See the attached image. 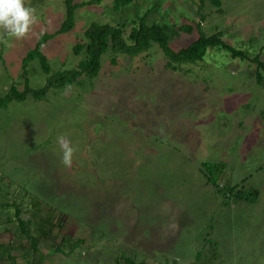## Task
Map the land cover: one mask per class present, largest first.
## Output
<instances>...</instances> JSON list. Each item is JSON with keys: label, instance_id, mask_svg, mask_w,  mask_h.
Masks as SVG:
<instances>
[{"label": "rangeland", "instance_id": "1", "mask_svg": "<svg viewBox=\"0 0 264 264\" xmlns=\"http://www.w3.org/2000/svg\"><path fill=\"white\" fill-rule=\"evenodd\" d=\"M220 1V9L206 3L203 33H222L264 63V0ZM200 3L135 0L116 9L115 0H103L80 8L75 28L41 49L48 75L39 59L27 68L24 62L43 36L62 28L65 0H25L36 16L29 33L16 39L0 30V99L14 88L37 92L76 70L86 52L77 56L75 48L94 24L126 25L128 39L152 11L148 24H160L179 52L200 37L179 29L202 22ZM167 63L158 44L134 58L109 51L98 77L0 107V241L31 245L24 254L56 264H264V79L257 64L217 48L177 70ZM60 137L75 149L70 167ZM206 164L225 165L217 186L208 184ZM254 191L255 202L239 198ZM38 211L53 236H42L37 250L27 235L40 236L31 219ZM141 240L149 255L137 251Z\"/></svg>", "mask_w": 264, "mask_h": 264}, {"label": "trees", "instance_id": "2", "mask_svg": "<svg viewBox=\"0 0 264 264\" xmlns=\"http://www.w3.org/2000/svg\"><path fill=\"white\" fill-rule=\"evenodd\" d=\"M103 0H97L95 2L75 4L74 0H65L67 9V19L64 22L62 28L54 35H45L39 41L36 49L32 51L26 58L24 66L36 59L41 61L43 69L48 75H50V68L46 57L42 54V47L49 41L53 40L60 34H68L75 28V13L78 9L86 6H92L101 4ZM135 0H115L116 9L120 7H127L134 3ZM200 6L198 14L200 15L202 22L197 24L195 28L192 25H182L179 29L182 33H193L195 29L198 30L200 37L192 45L187 48L175 52L170 46V36L166 33L164 28L160 24L149 25L147 20L152 13L149 11L145 16L140 17L135 27L132 29L128 39L126 35V25H92L86 32V41L79 44L75 48V54L80 56L82 52H86L85 61H83L76 70L70 72H60L56 76L48 80V84L45 88L39 91H33L28 86L25 91L19 92L15 88L10 91L8 96L0 99V107H7L12 101H24L29 93H33L36 99L42 100L46 97L48 91L51 88H62L65 86H71L80 80L82 77L87 76L90 78L98 77L102 71V58L109 51H112L114 55H127L131 57H137L141 54L148 53L154 44H158L162 49L166 59L167 68L177 70V65H193L200 61H203L209 49H220L229 53L233 59H241L243 61L252 60V63L257 64L258 67V81H262V72H264V63L261 60V53L255 58L251 59L248 55L240 50L234 49L232 46L223 41V34L216 33L213 36H206L203 33L202 24L205 20L203 10L206 3H211L217 8H221L222 3L220 0H200ZM115 63V62H113ZM26 76V72L24 74ZM226 167L224 164L219 165H205V173L208 177V184L217 186L219 179L222 177ZM260 193L254 191L248 195H242L239 198L247 201L255 202L258 200ZM23 212L19 209L16 213L18 223L22 230L25 229L27 221L23 220L21 215ZM30 240L34 241V246L37 247V242L30 234L27 235ZM15 261V259H10Z\"/></svg>", "mask_w": 264, "mask_h": 264}, {"label": "clouds", "instance_id": "3", "mask_svg": "<svg viewBox=\"0 0 264 264\" xmlns=\"http://www.w3.org/2000/svg\"><path fill=\"white\" fill-rule=\"evenodd\" d=\"M35 10L25 6V0H0V30L8 37L24 38L36 21ZM63 150L62 162L70 167L75 149L64 137L58 140Z\"/></svg>", "mask_w": 264, "mask_h": 264}, {"label": "crops", "instance_id": "4", "mask_svg": "<svg viewBox=\"0 0 264 264\" xmlns=\"http://www.w3.org/2000/svg\"><path fill=\"white\" fill-rule=\"evenodd\" d=\"M39 212V215H37V214H34V216L32 215V217H31V219L33 218L37 223H35L39 228H40V232L41 233H39V235L40 236H37V237H35V236H32V237H34L35 239H36V242H37V247H36V249L38 250L39 249V246H41V242H40V240H41V238H42V236L44 237V238H46L47 239V237L48 236H53V233L50 231V230H48L47 228H44V229H42L43 227L42 226H40L41 224H43V221L42 220H44V217H43V219L42 220H40L39 218L41 217V215H42V213L40 212V211H38ZM24 220V219H23ZM40 220V221H39ZM38 222H40L41 224H39ZM45 222H48L50 225H55V223H52L51 221H47L46 219H45ZM52 226V227H53ZM61 227H63V223H62V225L59 227V229L61 228ZM62 233V235L64 236V234H63V231L61 232ZM25 235V234H24ZM57 235H60V233H59V231H58V234ZM67 236V235H66ZM65 237V236H64ZM60 238V237H59ZM30 240V239H29ZM23 241V240H22ZM25 241V240H24ZM28 241V240H27ZM30 241H28V243H29ZM142 242V240L140 241V245L142 246L141 247V250H137L138 252H141V253H144L145 255H149V253L151 252L149 249H146L145 250V245L146 244H143V243H141ZM33 243H35L34 241H33ZM10 245L12 248H9V249H7V247H6V245ZM7 244H5V243H3L2 241H0V263L1 262H5V261H8V262H10L11 260L10 259H15V261H12V263H20L19 261H21V262H23V263H25V264H56V261L55 260H50L49 262H45V261H40V259H35V258H32V256L31 255H26V254H24L23 252H24V249L27 247V246H31V245H24L23 247H24V249L22 250V247L21 246H17V245H13V243L12 242H10V243H7ZM126 245H129V244H127L126 243ZM130 246V245H129ZM16 250V251H15ZM158 250H161L160 248L158 249ZM15 251V252H14ZM154 253H156V254H158L159 252H154ZM151 255H153L154 256V254L152 253ZM155 257V256H154ZM131 259V258H130ZM120 260V259H119ZM145 261L147 260V259H144ZM118 261V260H117ZM148 261H151L149 258H148ZM58 262V261H57ZM126 262H127V264H137L135 261L133 262L132 261V259L131 260H126L125 259V264H126ZM23 263H20V264H23ZM122 263H123V261H122ZM141 264H147L146 262L145 263H141ZM155 264H157V263H155Z\"/></svg>", "mask_w": 264, "mask_h": 264}, {"label": "built area", "instance_id": "5", "mask_svg": "<svg viewBox=\"0 0 264 264\" xmlns=\"http://www.w3.org/2000/svg\"><path fill=\"white\" fill-rule=\"evenodd\" d=\"M0 264H20V263H12V262H1Z\"/></svg>", "mask_w": 264, "mask_h": 264}]
</instances>
